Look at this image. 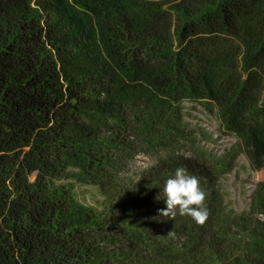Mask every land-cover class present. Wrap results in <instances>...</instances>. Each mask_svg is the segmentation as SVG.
Wrapping results in <instances>:
<instances>
[{
  "label": "trees",
  "instance_id": "trees-1",
  "mask_svg": "<svg viewBox=\"0 0 264 264\" xmlns=\"http://www.w3.org/2000/svg\"><path fill=\"white\" fill-rule=\"evenodd\" d=\"M191 101L264 164V0H0V264H264L263 220L159 215L234 167L177 152ZM141 148L173 165L132 182Z\"/></svg>",
  "mask_w": 264,
  "mask_h": 264
},
{
  "label": "rangeland",
  "instance_id": "rangeland-1",
  "mask_svg": "<svg viewBox=\"0 0 264 264\" xmlns=\"http://www.w3.org/2000/svg\"><path fill=\"white\" fill-rule=\"evenodd\" d=\"M182 106L184 116L178 125L180 130L175 131L179 137L172 143L177 152L186 157L200 153L217 166L224 160L235 161L229 172L217 173L205 186L216 193L214 201L206 200L210 213L206 226L209 224L210 229L217 230L221 220L232 217L247 220L248 223L255 219L264 221V164L255 161L242 137L229 130L215 104L191 101ZM165 162L168 166L173 165L164 149L141 148L123 174L138 184L145 179L149 169Z\"/></svg>",
  "mask_w": 264,
  "mask_h": 264
},
{
  "label": "clouds",
  "instance_id": "clouds-1",
  "mask_svg": "<svg viewBox=\"0 0 264 264\" xmlns=\"http://www.w3.org/2000/svg\"><path fill=\"white\" fill-rule=\"evenodd\" d=\"M208 192L202 187L201 179L184 167H177L174 175L169 177L157 200L163 199L165 208L158 210L161 217L174 220L180 216L191 217L196 223L204 224L209 217L206 205ZM172 232L169 234L171 235Z\"/></svg>",
  "mask_w": 264,
  "mask_h": 264
}]
</instances>
